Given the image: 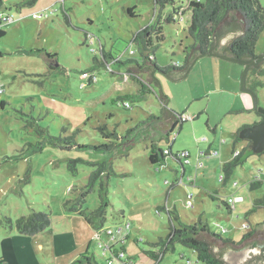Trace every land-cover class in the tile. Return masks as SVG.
<instances>
[{
    "label": "rangeland",
    "instance_id": "rangeland-1",
    "mask_svg": "<svg viewBox=\"0 0 264 264\" xmlns=\"http://www.w3.org/2000/svg\"><path fill=\"white\" fill-rule=\"evenodd\" d=\"M22 1L0 0V14L11 18L0 23L5 31L0 37V264H70L83 253L93 255L96 264H107L111 253L102 254L101 246L113 242L104 232L99 241L83 217L64 208L73 198L72 186L83 187L95 169L85 161L109 163L103 228L130 224L124 247L135 264H204L180 244L160 261L150 262L144 251L159 249L151 243L168 231L163 208L175 210L184 223L200 216L211 231L235 240L249 229L241 228L243 223L253 228L264 222V208L246 214L253 200L264 195V152L252 154L244 150L245 140L235 141L239 127L259 119L251 95L239 90L240 65L202 57L183 80L155 74L159 85L152 82L144 100L126 109L115 98L136 93L140 83L135 78L145 81L148 75L137 76L133 62L118 64L116 59L140 62L130 38L159 15L153 0H27L18 7ZM188 1L166 5L161 18L173 7L185 8ZM258 2L264 7V0ZM128 7H133V16ZM32 13L44 15L33 18ZM188 24L187 14L172 23L162 20L164 40L155 52L157 63H181L182 49L191 42L185 37ZM100 46L114 59L95 62L93 58L103 61ZM44 51L56 55L47 59ZM263 51L264 30L254 45L256 54ZM85 70L94 77L83 76ZM259 79L263 86L257 89V107L264 109V76ZM160 91L168 98V108L183 119L168 142L157 143L163 150L170 148L162 167L148 161L149 141L139 136L126 152L117 148L115 156L95 149L112 141L102 136L100 127L122 136L148 115H160ZM47 134L74 135L80 146L46 144ZM236 151L244 160L223 183L221 167ZM68 159H82L76 172L68 169ZM255 181L260 187L250 190ZM230 198L233 203H228ZM98 205L96 183L84 207ZM31 210L50 218L49 227L35 237L19 234L13 224Z\"/></svg>",
    "mask_w": 264,
    "mask_h": 264
},
{
    "label": "trees",
    "instance_id": "trees-1",
    "mask_svg": "<svg viewBox=\"0 0 264 264\" xmlns=\"http://www.w3.org/2000/svg\"><path fill=\"white\" fill-rule=\"evenodd\" d=\"M32 1V0H30ZM27 2L24 0L17 3L19 7ZM28 3V2H27ZM154 7L158 8L159 15L149 24L141 27L130 38V42L137 47L138 54L140 56V62L135 59H126L123 61L120 58L116 59L118 64L134 63V70L137 71L136 75L140 73L147 74V79L142 81L139 77L135 78L140 83V88L136 93H124L118 95L115 100L118 101L124 108H130L131 103L144 100L146 94L150 92L151 83L159 85L158 79L155 74L162 75L172 81L183 80L187 77L190 70L198 59L202 57H214L217 59L225 60L231 63L238 64L242 67L239 76L240 92L248 93L253 99L254 107L257 111V89L263 86L259 77L264 76V51L261 54L254 52V45L264 30V7L260 5L258 0H189L185 8L173 7L172 12L164 19L161 18L160 12L168 4H174V0H153ZM127 13L133 16V7H128ZM187 14L189 17V24L186 29L185 37L191 42L182 49L183 60L180 64H166L162 65L155 60V52L159 48L161 42L164 40L162 20L166 23H172L176 17H182ZM5 34L3 29H0V37ZM232 34L228 41L224 42V38ZM100 52L103 61H98L93 58L98 64H104L108 59H114L111 52L105 54L102 46H100ZM44 56L47 59H52L56 54H51L44 51ZM2 53L0 52V56ZM95 66V65H94ZM49 69L53 67L48 65ZM129 69V73H131ZM85 70L82 73L91 74L94 77L93 72L88 73ZM132 74V73H131ZM87 79H91L90 77ZM158 98L160 100V115L150 114L146 118L140 120L135 126L128 128L124 135L118 136L115 130L111 132H105V127H100L99 130L104 138H109V144L103 143L95 147L100 152L110 153L115 156L117 148H121L126 152L136 139L149 141L148 161L151 164L158 163L162 167L163 161L170 153L164 152L169 149H162L157 143L158 141H169L170 134L180 124L183 119L180 115L176 114L172 109L168 108L167 96L159 92ZM248 125H243L237 130L235 141L241 140L238 133L240 129ZM244 140V139H243ZM246 141V149H251V141ZM116 145H114V143ZM46 144L59 147V148H72L79 147L74 141V135L66 136H51L47 134ZM243 150V151H244ZM252 152V151H251ZM264 152V151H263ZM254 154V152H252ZM175 158L180 159L179 154L173 155ZM188 157V154L186 158ZM242 152L234 155L233 159L222 165V172L224 176L219 180L226 183L232 174L233 170L243 162ZM82 162V159H68L67 167L72 172H76V164ZM164 162V161H163ZM88 165L94 166L95 169L89 174L87 183L77 189L72 186L70 192L74 193L72 199H68L64 202V208L68 212L77 213L84 218V220L95 229L97 239L100 240L101 232H104L113 243L107 244L109 249L107 251L111 253V256L107 258L112 259L114 264L121 262L122 264H135L131 257L127 256L124 247L125 241L128 239V231L130 224L128 222L115 225V227L103 228V223L106 215V208L108 207V191L107 180L110 177L109 163L103 160L100 161H85ZM112 170V169H111ZM98 183V197L99 205L96 209L90 210L84 207L86 196L94 190V185ZM260 187V182H253L250 185V190ZM217 190L213 191L214 198H216ZM188 199H191V195H187ZM227 206V204L225 203ZM259 208H264V195L260 198L253 200L252 208L248 210L247 215H251ZM166 210L169 216L168 231L163 237H159L157 242H152L151 245L159 249L145 250L144 253L152 261H160L162 256L167 251H173L175 244H180L188 249H191L198 261L204 264H226L222 259V255L230 250H237L238 247L246 240L252 239L250 246L257 248L260 251L259 255L254 256L255 264H264V241L258 243L254 240L257 226L260 223L250 227L248 231L243 234L238 240L230 237H223L214 231H211L206 221L202 220L199 216L197 220L191 223H184L181 221L179 214L174 210ZM8 225H12L10 219H7ZM128 223V227L120 233H115L114 238L107 233L109 229H116L118 226H124ZM14 226L16 231L24 236H34L44 230L50 225V218L47 213L41 211L31 210L28 215H22L15 219ZM261 224H264L261 223ZM117 245V247L114 246ZM220 248L216 250L217 247ZM123 253L122 257H119V253ZM106 251L102 249V254ZM70 264H96L93 255L83 253L79 258L73 260Z\"/></svg>",
    "mask_w": 264,
    "mask_h": 264
},
{
    "label": "water",
    "instance_id": "water-1",
    "mask_svg": "<svg viewBox=\"0 0 264 264\" xmlns=\"http://www.w3.org/2000/svg\"><path fill=\"white\" fill-rule=\"evenodd\" d=\"M231 36L233 35H227L224 38V42L228 41ZM257 111L263 116V119L260 122L243 127L238 133L241 139L251 141V149L255 154L264 151V109L257 107ZM254 236L255 237L253 239L258 241V243L264 241V224L260 223L257 226V231ZM251 240L252 239L246 240L238 247L237 250L225 252L222 255V259L226 262V264H255L254 256L259 255L260 251L257 248H253L249 245ZM219 248L220 246L217 247L215 251H217Z\"/></svg>",
    "mask_w": 264,
    "mask_h": 264
},
{
    "label": "built area",
    "instance_id": "built-area-1",
    "mask_svg": "<svg viewBox=\"0 0 264 264\" xmlns=\"http://www.w3.org/2000/svg\"><path fill=\"white\" fill-rule=\"evenodd\" d=\"M44 14H42V13H40L39 15L38 14H36V13H33L32 14V17L33 18H35V17H40V16H43ZM45 16H46V14H45ZM11 20V18L9 17V16H2V14H0V23L1 22H5V21H10ZM85 74L86 73H84L83 74V76H85ZM164 152H166V153H170L169 152V150H165ZM237 154V151L236 152H234V155H236ZM181 156V155H180ZM184 156H187V154H184ZM220 179H222V177L220 176ZM228 203H233V200H232V198H230V199H228ZM188 204L189 205H191L189 202H188ZM128 223H126L124 226H122V225H120V226H118L116 229H109L108 231H107V233L111 236V239L112 238H114V234L115 233H120L123 229H124V227L125 228H127L128 227ZM244 227H247V224H245V223H243L242 224V226H241V228H244ZM98 236H97V234L95 233V238H97ZM102 247V249L104 250V252L105 251H107V249H109V246L108 245H102L101 246ZM118 256L119 257H122L123 256V253H119L118 254ZM107 264H114V261L110 258V259H108V261H107ZM115 264H122L121 262H117V263H115Z\"/></svg>",
    "mask_w": 264,
    "mask_h": 264
},
{
    "label": "crops",
    "instance_id": "crops-1",
    "mask_svg": "<svg viewBox=\"0 0 264 264\" xmlns=\"http://www.w3.org/2000/svg\"><path fill=\"white\" fill-rule=\"evenodd\" d=\"M17 11H18L19 13H20V12H21V13L23 12L22 8H21V9H20V8H19V9L17 8ZM42 11H43V10H42ZM42 11H40V12H42ZM32 14H33V13H32ZM188 18H189V17H188ZM66 211H67V210H66ZM69 213H70V214H77V213H72V212H69ZM77 215H79V214H77ZM81 217H82V216H81ZM42 232H44V231H42ZM42 232H40V233H42ZM40 233H38V234H36V235H34V236H32V237H35V236L39 235Z\"/></svg>",
    "mask_w": 264,
    "mask_h": 264
},
{
    "label": "flooded vegetation",
    "instance_id": "flooded-vegetation-1",
    "mask_svg": "<svg viewBox=\"0 0 264 264\" xmlns=\"http://www.w3.org/2000/svg\"><path fill=\"white\" fill-rule=\"evenodd\" d=\"M262 119H263V116L260 114V115H259V119H258L257 121H255V122H253V123L260 122Z\"/></svg>",
    "mask_w": 264,
    "mask_h": 264
}]
</instances>
